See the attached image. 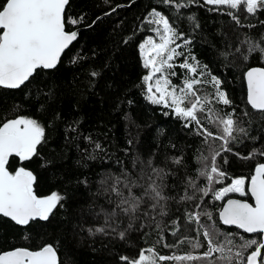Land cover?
Instances as JSON below:
<instances>
[{"label":"snow or ice","instance_id":"obj_1","mask_svg":"<svg viewBox=\"0 0 264 264\" xmlns=\"http://www.w3.org/2000/svg\"><path fill=\"white\" fill-rule=\"evenodd\" d=\"M109 2L104 0L105 4ZM159 2L170 11L166 14L153 7L132 34L151 33L138 44L147 73L137 87L142 88L149 104L164 109V115H173L189 135L206 145L209 154L196 158L200 167L194 170L195 174L186 170L183 154L165 156L163 162H158L155 155L143 160L137 156L131 166L118 162L117 171L106 170L96 180L95 199L81 218L80 232L109 242L127 243L132 233H139L140 239L145 240L148 230H160L156 244L142 247L136 257L119 255L118 264H264V162L255 164L250 177L232 178L230 183H225L229 175L222 167L228 163L226 154L243 160L264 157V145L253 146L246 156L235 151L245 141L255 145L259 137L244 127L224 88L223 73L213 74L209 65L193 54L190 33L199 30L200 23L187 12L198 6L233 22L231 37L226 36L222 46L212 47L220 62L218 67L234 69L248 65L253 58L264 64V32L239 31L257 27L249 18L264 15V0ZM68 5L69 0H0V90H29L27 94L38 101L40 111L51 108L49 101L55 99L56 92L37 78L57 70L62 55L78 39L77 26L85 21L84 14L70 16ZM115 11L116 8L111 9ZM100 19L97 16L87 27H93ZM185 21L189 30L182 27ZM259 23L264 25V20ZM131 38L121 42L127 44ZM82 59L74 56L71 63ZM99 76L98 71L89 72L90 84ZM242 79L250 106L243 116L249 124L253 120L264 122V66H246ZM33 86L35 92L30 91ZM60 119L61 114L54 112L53 120ZM79 123H67L64 138L87 142L89 147L82 150L84 160H95L97 154L106 153L99 141L79 132ZM47 142L45 126L32 116L20 114V105L0 110V219L6 218L23 229L26 240L31 229L51 223L67 200L57 192L39 196L34 187L37 177L26 166L25 162L40 156L39 148ZM128 143L131 145L132 141ZM52 163L45 160L42 166ZM77 182L90 185L87 177ZM231 193L250 196L254 203L225 199ZM173 203L183 205V210L177 208L180 214L164 221L162 218L170 216ZM167 226L171 227L167 234L175 238L172 242L163 234ZM185 243L192 251L183 255H163L156 250L159 244L173 249ZM0 264L62 262L57 247L49 242L37 248L21 246L0 251Z\"/></svg>","mask_w":264,"mask_h":264},{"label":"trees","instance_id":"obj_2","mask_svg":"<svg viewBox=\"0 0 264 264\" xmlns=\"http://www.w3.org/2000/svg\"><path fill=\"white\" fill-rule=\"evenodd\" d=\"M153 7L166 14L170 11L163 9L159 0H110L107 4L104 0H69L68 14L73 17L84 14L85 21L77 26L78 39L65 52L57 70L42 73L37 78L42 84L55 89V99L49 101L51 108L40 111L38 101L27 94L29 90H0V110L20 105V114L36 118L46 128L48 142L40 146V156L25 162L37 177L34 185L37 194L46 197L57 192L67 197L65 207L52 222L46 227L31 229L27 240L23 239V229L6 218L0 219V251L21 246L37 248L43 243L51 242L57 247L62 264H118L119 255L136 257L142 247H151L159 240L160 230H148L145 240L140 239L139 233H132L127 243L109 242L104 238L89 237L86 232H80L78 226L95 199L93 193L96 180L106 170L117 171L120 167L118 162L131 166L132 159L137 156L143 160L155 155L158 162H163L165 156L183 154L188 165L186 170L195 174L194 170L200 167L196 158L209 154L206 145L189 135L173 115H164V109L149 104L144 99L142 88L137 87L141 84L142 76L147 73L142 67L138 44L151 33L140 31L134 36L132 34ZM112 8H116V11L111 12ZM106 12L111 14L104 15ZM187 12L194 14L200 23V29L190 33L193 54L202 63L208 64L213 74L223 73L224 88L229 92L233 107L244 121V127L252 136L259 137L255 145L245 141L236 147L235 151L246 156L253 146L264 145V122L253 120L249 124L248 118L243 116V112L248 111L250 106L246 103V85L242 74L246 66L260 67L264 64L253 58L246 66L234 69L218 67L220 62L212 45L220 47L226 36L231 37L233 22L224 15L198 6ZM97 16L101 19L93 27H87ZM249 20L257 27L251 30L239 29L240 32H264V25L259 23L264 20V15L250 17ZM248 22L244 21L245 24ZM182 27L190 29L186 21ZM130 36L132 38L127 44L121 42ZM74 56H82L84 59L73 64L71 60ZM93 70L98 71L100 76L90 84L89 72ZM30 91L35 92V86ZM56 111L61 114L60 120H53V113ZM73 121H79V132L83 135L90 134L105 147L106 153L97 154L95 160H84L82 150L89 147L87 142L83 139L69 141L64 138L65 125ZM129 140L132 141L131 145ZM226 158L228 163L222 164V167L228 172L229 178L225 183H230L232 178L250 177L255 164L264 162V157L259 156L253 160H243L226 154ZM45 160H52L53 163L42 166ZM85 177L90 181L89 186L77 182ZM231 197L253 203L250 196L232 194L229 198ZM183 207L173 203L170 216L162 219H174L180 214L177 208L182 211ZM170 230L171 227L167 226L163 233L168 242L175 239L167 234ZM189 235L194 236L195 233ZM156 250L163 255H183L192 251L187 243L173 249L159 244L156 245Z\"/></svg>","mask_w":264,"mask_h":264},{"label":"water","instance_id":"obj_3","mask_svg":"<svg viewBox=\"0 0 264 264\" xmlns=\"http://www.w3.org/2000/svg\"><path fill=\"white\" fill-rule=\"evenodd\" d=\"M79 36V35H78ZM76 42V41H75ZM75 42H73V44L75 43ZM71 47V46H70ZM67 51V50H66ZM64 55V54H63ZM63 55H62V57H63ZM232 199H239V200H244V199H240V198H232ZM247 201V200H246ZM253 201V200H252ZM247 202H249V201H247ZM249 203H251V202H249ZM253 203H254V201H253ZM249 235V234H248Z\"/></svg>","mask_w":264,"mask_h":264},{"label":"rangeland","instance_id":"obj_4","mask_svg":"<svg viewBox=\"0 0 264 264\" xmlns=\"http://www.w3.org/2000/svg\"><path fill=\"white\" fill-rule=\"evenodd\" d=\"M232 194H236V193H231V194H229V196L232 195ZM237 195H238V194H237ZM226 198H229V197H226ZM231 198H237V197H231Z\"/></svg>","mask_w":264,"mask_h":264}]
</instances>
